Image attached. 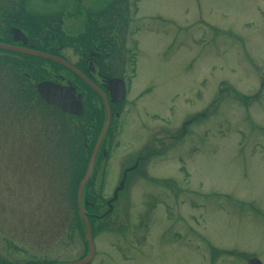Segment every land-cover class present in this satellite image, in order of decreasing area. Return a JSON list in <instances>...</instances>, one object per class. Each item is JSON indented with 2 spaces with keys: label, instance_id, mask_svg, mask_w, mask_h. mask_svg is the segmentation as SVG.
<instances>
[{
  "label": "rangeland",
  "instance_id": "1",
  "mask_svg": "<svg viewBox=\"0 0 264 264\" xmlns=\"http://www.w3.org/2000/svg\"><path fill=\"white\" fill-rule=\"evenodd\" d=\"M36 1L26 0L29 9L58 23L63 0H44V9ZM106 1L141 27L127 23L131 67L106 71L128 95L112 107L118 117L85 189L106 204L99 217L109 215L94 224L90 264H264V0ZM71 7L62 12L71 16L68 37L86 24L73 22ZM116 39L119 63L125 38ZM78 41L65 49L68 59ZM10 60H0V255L17 264L80 261L89 245L71 223L67 186L82 164L77 149L68 155L63 130L88 135L101 103L58 71L82 92L85 115L46 109L34 87L50 81V68Z\"/></svg>",
  "mask_w": 264,
  "mask_h": 264
},
{
  "label": "flooded vegetation",
  "instance_id": "2",
  "mask_svg": "<svg viewBox=\"0 0 264 264\" xmlns=\"http://www.w3.org/2000/svg\"><path fill=\"white\" fill-rule=\"evenodd\" d=\"M14 1L16 2L15 4H12L11 0H0V45L11 47L13 49L12 51L0 50V52L4 53L3 56H0L2 64H8V60L11 59L10 61L12 62H23L27 66L28 63L32 64L33 61H35L37 65H40L42 70L46 68L53 69L54 67H60L58 68L60 71L66 72L72 78L75 77L77 80L84 83V85L88 86L82 79H80V77L71 73L61 63L32 56L30 54L51 56L79 71L93 86H95L97 91L105 95L109 106L122 103L111 102V95L116 93L117 87H111L113 84L107 85L106 82L108 80L120 78H117L116 75H110L112 73L108 74L106 71H114L117 67L120 69L131 67L126 65H129V63L125 55H135L136 51L135 49H129L126 46V38L128 36L127 32L129 31L126 28L128 23V26L132 25L134 27L132 32L138 31L141 27V25H139L140 20H131L130 18L126 20V13L123 17L121 14L115 13L116 5L110 1H106V3H104V0H91L92 3H89L87 0H84V2L83 0H74L75 3H69L71 1L63 0L60 4L62 5V11L59 14L60 17H55L60 18L58 23L56 19L53 22H50V20L54 18L49 17V13H36L33 9L30 10L26 0ZM68 4L72 5L70 10L74 8L75 11L78 10L77 13H79L75 15L76 17L73 22H81L82 27H84L86 22L85 28H82V30L80 28L79 35L73 37H68L65 34V29H63L65 26V18L68 19L71 17L62 13ZM46 5L48 4H45L44 0H37L35 4H33V8L40 9L43 7L44 9ZM97 6L98 8H96ZM91 7L95 8L92 9ZM82 12L92 13L82 14ZM103 16L105 17L103 19L108 22V29L106 27L103 28V26L98 23V20H100ZM136 20L139 23H137ZM122 35H124L125 38L123 44L125 45L126 50L124 51L123 58H121L122 65H119L121 61L116 63L115 60L118 57L117 52L120 51L122 47H119L118 40L116 38H119ZM68 38L70 40H68ZM80 38L81 42L78 41L76 48L73 49V51H70L71 55H73L72 58L75 57V61H72L71 57L68 59L64 56V51L70 47L71 44H69V42H76L77 39ZM55 41L56 44H54ZM51 81L62 87H73L70 81L66 80V78L62 76H57V74L54 75V78ZM90 89L100 98L101 103L103 104L100 95L92 88ZM75 92L77 96L79 95L80 97L81 94L76 88ZM35 94L46 109L51 108L41 100L36 91ZM111 114L112 116L114 115L115 117H118V113L115 111ZM11 259L12 258H6L4 255H0V264H17L16 262L12 263ZM22 262L23 263L21 264H31L30 260L28 262H24L22 259ZM77 262L67 264H75Z\"/></svg>",
  "mask_w": 264,
  "mask_h": 264
},
{
  "label": "water",
  "instance_id": "3",
  "mask_svg": "<svg viewBox=\"0 0 264 264\" xmlns=\"http://www.w3.org/2000/svg\"><path fill=\"white\" fill-rule=\"evenodd\" d=\"M0 50L12 51L13 49L11 47L0 45ZM30 55L41 57V58L48 59L51 61H55L57 63H61L69 71L77 74L78 77H80L84 82H86L90 87H92L96 92H98L97 89L82 74H80L75 69L71 68L69 65L62 63V61H59L58 59H55L49 56H44V55H38V54H30ZM106 83L107 85L113 84L111 87L118 88V89L116 88V93L111 95V99H112L111 102L116 103V102L123 101L125 98V89H124L123 82L121 80L115 79V80H108ZM36 92L41 98V100L44 101L48 106H51L59 110L62 113L69 114L72 116H77V117L82 116L83 114V107L80 101V97L79 95L77 96L75 94V90L71 86L61 87L52 82H43L36 86ZM98 94L101 95L102 100H103L104 109L106 113V122L101 131V134L96 143V146L93 149L92 154L90 156L85 175L83 179L81 180V182L79 183L78 188H77V208H78V211L84 223L86 240L89 245V253L85 259H83L82 261L76 264H88L94 255V246H93L92 239H91V232H90L89 224L87 222L85 213L82 209L81 197H82L83 188L90 178L98 147L102 139L104 138L107 127L109 125V110H108V103H107L106 97L99 92ZM248 264H261V262L258 261L257 259H251L248 261Z\"/></svg>",
  "mask_w": 264,
  "mask_h": 264
},
{
  "label": "trees",
  "instance_id": "4",
  "mask_svg": "<svg viewBox=\"0 0 264 264\" xmlns=\"http://www.w3.org/2000/svg\"><path fill=\"white\" fill-rule=\"evenodd\" d=\"M52 55V54H51ZM60 67H54L53 69L49 70V75L45 76L44 79H49L51 80V76L56 74L58 71H60V69H58ZM110 74V73H108ZM79 81V80H78ZM82 84L83 87H85V85L80 82ZM90 92L93 93V91L90 89ZM95 96V98L97 97V95L95 93H93ZM96 99L99 100V102L101 103L99 97H97ZM52 109V108H50ZM97 109V108H95ZM53 110V109H52ZM56 111V110H54ZM96 113L95 115H93L92 117L90 116L88 119V125L92 128L91 130H89V134L87 135L85 132V130L83 131L82 127L81 130H79L78 128H72L67 124V130H63L65 133V135H67L66 137H68V143L67 145L69 146L68 148V155L72 156V154L74 153V149L78 150V157H79V164L81 163L82 165L80 167H76L74 170H72V173L69 174L70 178V184L67 186L68 188V192L71 194H69L70 196V200H71V207H72V211L74 213V216L76 219H73L74 222L72 221V225L74 223L75 229L81 231L82 236L84 237L85 235V228H84V224L83 221L79 215V211L77 208V203H76V198H77V188L79 183L81 182V180L83 179V176L85 174L89 159H90V155L92 153L93 147L96 143V140L100 134V130L102 128V123H103V117L102 115L104 114V110L101 104V107L98 108V110H95ZM57 112V111H56ZM59 113V112H58ZM85 115V114H84ZM90 115V114H88ZM87 112H86V116ZM67 118H73V119H77L76 117H70L67 115H64ZM95 116V117H94ZM83 117V116H82ZM80 118V117H79ZM78 118V119H79ZM80 120V119H79ZM81 126V125H80ZM70 127V128H68ZM65 128V127H64ZM83 135V136H82ZM104 144V143H103ZM77 145V148H76ZM96 172V170H95ZM91 184V179L87 182V184L84 187L83 190V210L86 214L87 220H88V224L90 227V231H91V236H93L96 232V228L94 227V224L98 221L103 220V219H107L109 215H105L104 217L101 216V218L98 215V208L101 207V205L103 204L104 206H106L105 203H103L104 201L101 200L99 204V202H93L89 196L88 193L85 192L86 188H90ZM107 207V206H106ZM108 211H110V208H107ZM84 240V244L86 245V241H85V237L83 238Z\"/></svg>",
  "mask_w": 264,
  "mask_h": 264
}]
</instances>
